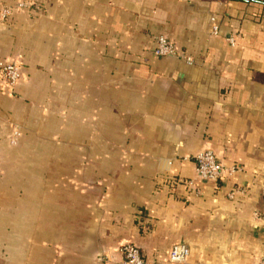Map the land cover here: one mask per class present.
I'll use <instances>...</instances> for the list:
<instances>
[{"label":"crops","instance_id":"obj_1","mask_svg":"<svg viewBox=\"0 0 264 264\" xmlns=\"http://www.w3.org/2000/svg\"><path fill=\"white\" fill-rule=\"evenodd\" d=\"M0 59L22 74L0 80V264L264 254V0H0ZM203 148L241 169L200 178Z\"/></svg>","mask_w":264,"mask_h":264},{"label":"built area","instance_id":"obj_2","mask_svg":"<svg viewBox=\"0 0 264 264\" xmlns=\"http://www.w3.org/2000/svg\"><path fill=\"white\" fill-rule=\"evenodd\" d=\"M35 3V0H16V7L19 10H27ZM8 13L7 9H4L1 16L4 17ZM210 32L213 36L219 34V26L214 19L210 26ZM230 44H234L233 38L230 36L227 38ZM153 53L156 56L165 57L173 56L183 59L188 64H192L193 60L190 56L178 49V47L164 35H158L155 39L153 47ZM21 70L18 64L0 59V80L5 84L6 91L12 90L21 78ZM20 135V131L14 128L9 136V142L15 144L17 138ZM195 160V172L202 179H208L216 181L225 174H232L241 169V166L237 163L224 165L221 163L211 148H203L194 155ZM170 162V161H169ZM193 179H190V183ZM239 189H231L227 195L233 197L235 192ZM120 258L116 259L115 264H145L143 255L137 246L133 242H124L119 248ZM190 249L186 243L176 242L174 243L168 252V260L170 262H182L185 261L189 255ZM106 255H102L101 259H106ZM253 264H264V254H262Z\"/></svg>","mask_w":264,"mask_h":264},{"label":"rangeland","instance_id":"obj_3","mask_svg":"<svg viewBox=\"0 0 264 264\" xmlns=\"http://www.w3.org/2000/svg\"><path fill=\"white\" fill-rule=\"evenodd\" d=\"M18 129V128H17Z\"/></svg>","mask_w":264,"mask_h":264}]
</instances>
